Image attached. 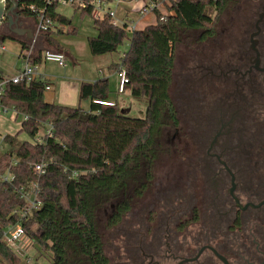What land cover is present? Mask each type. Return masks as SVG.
Wrapping results in <instances>:
<instances>
[{
    "label": "trees",
    "instance_id": "trees-1",
    "mask_svg": "<svg viewBox=\"0 0 264 264\" xmlns=\"http://www.w3.org/2000/svg\"><path fill=\"white\" fill-rule=\"evenodd\" d=\"M17 1L21 17L38 21L39 14L31 7L44 10L45 17L56 26L41 37L61 49L53 35L63 33L64 26L71 23L58 13L61 5L45 0ZM154 1L170 3V14L165 16L155 9L156 23L131 34L127 25H115L109 14L94 17L97 34L88 40L93 57L117 53L128 41V50L110 68L117 72L124 69L129 79L125 89L134 98L148 101L143 118L123 112L117 102L115 106L95 103L109 100L112 95L107 78L81 84L80 100L89 101V109L47 102V82L41 79L7 84L1 103L24 117L21 131L34 137L38 129L51 125L52 132L45 144L37 145L20 140L18 135H6L9 148L0 157V173L10 171L15 178L10 182L0 179V264H23L21 256L4 239L6 229L18 224L36 253H47L50 264H109L98 232V211L114 204L110 225L118 224L130 210L131 192L140 197L153 183L163 128L179 124L170 95L175 46L184 29L213 34L215 20L227 5V0ZM84 2L86 8L75 9L94 14L93 0ZM11 7L7 2V10ZM7 38L0 33V43ZM38 46L31 58L34 65L41 62L45 51ZM26 47L22 43V48ZM43 164L46 173L40 176L35 168ZM24 191L37 193L42 207L21 219L16 211L28 204Z\"/></svg>",
    "mask_w": 264,
    "mask_h": 264
},
{
    "label": "flooded vegetation",
    "instance_id": "flooded-vegetation-1",
    "mask_svg": "<svg viewBox=\"0 0 264 264\" xmlns=\"http://www.w3.org/2000/svg\"><path fill=\"white\" fill-rule=\"evenodd\" d=\"M260 10L240 41L203 32L189 52L170 94L179 124L160 137L173 159L168 181L130 196L120 220L127 225H113L122 243L115 264H264V4ZM20 22L5 18L0 28L16 35Z\"/></svg>",
    "mask_w": 264,
    "mask_h": 264
},
{
    "label": "rangeland",
    "instance_id": "rangeland-1",
    "mask_svg": "<svg viewBox=\"0 0 264 264\" xmlns=\"http://www.w3.org/2000/svg\"><path fill=\"white\" fill-rule=\"evenodd\" d=\"M131 2L133 3L131 7L134 10H138L139 2H137L136 0H133ZM162 4L160 5L158 10L165 16L169 15L170 3ZM263 4L264 0H227L226 8L215 20V24L212 27L213 34L211 35H214V39L217 41H224L227 43H232V41H240V34L243 33L245 30L244 24L247 22H254V20L256 21V19H258V12H261L260 9ZM124 8L125 6L121 4L118 6L117 2L114 1L112 3H109L108 6L103 7L102 10L99 11V16H102L104 12H106V10H113L116 13V21L119 22L124 12ZM57 11L62 16L68 18L71 23L69 25L64 26L63 33H54L53 38L58 42V44L63 50L67 51L70 54V56L67 59L68 69L66 70L59 68L54 63H48L45 65V69H47V72L53 74L55 77H57V80H59L58 85H56V93L53 94V91L46 92L45 98L47 101L51 102L54 96H59L61 94V92L63 91V86H66L64 84L74 82V80L78 77L87 75L91 71L90 65L92 61L90 60L94 57L90 52L88 40L89 38L96 36V29L94 26V14H83L80 10H76L75 7L65 6H59L57 8ZM151 14L153 15L148 18L146 22L156 23V14H154L153 12ZM131 17L134 18L135 21L140 20L139 14L136 12H132ZM203 32L204 30L187 29H184L181 32L180 38L175 46L176 67L174 72L173 83L170 89L171 95H173L175 84L180 79L179 77H181V73H183L185 69L186 59L187 56H189L190 54L189 52L191 50H195V43H198L197 39L200 35H202ZM0 33L6 34L9 37H15V35L5 32L3 27L0 28ZM4 44L6 45L8 52H11L13 54L5 53V58L3 60L5 66L2 65V63L0 64V66L3 70H10L11 68H14L15 63H17L16 55L21 50V44L11 38H7ZM46 47L47 49L56 51L55 48H50L49 46ZM128 48L129 43L128 41H125V43L120 47L117 53H113L109 56L118 61L121 55L125 51H127ZM14 54L16 55L14 56ZM18 64L19 66L22 65L21 62H18ZM71 97H73V94L70 95L68 101H71ZM57 100L58 99L56 97V103ZM138 102L136 101V104L134 105L137 108L141 109L142 112L132 113L130 112L129 108H126L125 113L132 117L143 118L145 116L148 101L139 100ZM89 103L90 102L87 100L81 101L80 96H77L75 104L71 107H77L80 105L82 108L88 109ZM15 115L16 114H14V112L11 110L6 114L0 113V139H2L6 135H18V138L20 140L30 142L31 137L28 135V133L26 131H21L24 117L18 116L17 118H15ZM163 145V142L160 143V148H158L157 158L153 170L154 180L152 185L154 183H159L161 180H164L163 182L168 181L166 180L168 179L170 171L168 167L171 164L167 163L169 161H173V159L168 156L170 155V152L166 151ZM5 150L7 151V148H5ZM171 177L173 178L175 176L172 175ZM146 192L147 190L144 193ZM132 193L133 192H131L130 195H133ZM113 207L114 204H108L104 208L99 210L97 214L98 232L101 236L103 245L105 247L106 255L110 260V264H115V262L118 263L120 260L119 248L120 246H122V243L119 242L117 239L118 228L121 229L124 224L127 225V220L124 224L120 222V224L122 225L117 229L110 225L109 218L112 214ZM32 246V241L28 237H25L23 238L20 244V248H15V251L21 256L23 264H50V258L47 253H45L44 255L38 254L36 253V249H33ZM39 256L42 257L38 260L37 258ZM112 260L115 261L113 262Z\"/></svg>",
    "mask_w": 264,
    "mask_h": 264
},
{
    "label": "built area",
    "instance_id": "built-area-1",
    "mask_svg": "<svg viewBox=\"0 0 264 264\" xmlns=\"http://www.w3.org/2000/svg\"><path fill=\"white\" fill-rule=\"evenodd\" d=\"M137 2H141V6L139 9V14L141 17L149 16L152 12L154 13L155 9H159L161 2L154 1V0H136ZM47 4H53L57 3L61 6H67V7H79V8H86L87 3L84 2V0H45ZM117 4L123 3L122 0H116ZM108 2H102L100 0H93L92 5L94 6V17L96 18H102L105 14H109L112 18V21L115 25L117 24L116 21V13L113 10H106L102 16H99V11L102 10L103 7L108 6ZM32 10L35 12H38L39 14V20L37 21V27L34 30V35L31 41L27 44V47L23 49L21 47V50L18 54V59L22 63V68L19 69L15 74L10 75H4L3 72L0 70V113H8L10 110L6 107H4L1 103V97L4 95L5 88L7 84L9 83H19L23 80H27L28 82H32L37 79H41L42 81L46 82V78L44 76H39V68L38 65H34L31 63V58L36 54V49L38 45V41L43 34H47L50 32V30H55V24L53 21L45 17L44 10H37L35 7H31ZM128 31H134L136 30L135 26H127ZM7 51V48L4 44L0 43V55L5 53ZM42 59L44 62L48 63H55L59 67H66L67 66V58L64 53L59 51H53V50H45L42 53ZM118 78H119V88L118 92L119 94L125 93L126 84L129 83V79L127 77L126 71L124 69H121L118 72ZM50 86L47 84L46 90H49ZM95 103L104 105V106H115V102L109 101V100H97ZM14 112L15 118L18 117V114L15 110H11ZM52 132V126L47 125L46 127H42L37 130L36 135L34 137H31L30 144L37 145V144H45L46 138H48L51 135ZM6 136H4L2 139H0V157L2 154L7 152L5 148L8 150V144L5 141ZM5 150V151H4ZM4 151V152H3ZM45 167L46 165H37L36 166V172L40 176L45 175ZM76 175V174H75ZM15 176L12 172L7 171L4 174L0 173V179L4 182H10L14 180ZM23 197L28 202L27 206L23 209H19L16 211V213L21 215V219H23L27 214L32 212L33 210H39L42 207V202L39 199V196L37 193L33 191H24L22 192ZM4 239L6 240L7 244L11 246L12 248H20V244L23 240V238L27 237L25 235V231L21 224H18L16 226H9L6 229V232L4 234Z\"/></svg>",
    "mask_w": 264,
    "mask_h": 264
},
{
    "label": "crops",
    "instance_id": "crops-1",
    "mask_svg": "<svg viewBox=\"0 0 264 264\" xmlns=\"http://www.w3.org/2000/svg\"><path fill=\"white\" fill-rule=\"evenodd\" d=\"M132 4H133L132 2H123V3H121V5L125 6V8L123 10L124 12L122 14V17H121L120 21L117 22V24L119 26L127 25V26H135L136 29H143V28H145L148 25L154 24V23H147L146 22V20L148 18H150L153 14H150L149 16H146V17H141L140 16L139 9H140V6L142 4L141 2H139V9L138 10H134L131 7ZM65 7H67V6H65ZM132 12H136V13L139 14V17H140L139 21H135L134 18L131 17V13ZM20 19L22 21L21 22L22 23V28L24 30H26L25 33L21 34V35L16 34L15 37H10V38L15 40L19 44H21L20 46L22 47V43L28 44L31 41V39L33 38L34 30L37 27V21L34 18L21 17ZM139 24H141V25H139ZM29 32H32V33L30 34ZM96 34H97V32H96ZM38 45H37L38 48H41L43 51L47 50L46 46H49L50 48H55L56 51L64 53L67 59L70 56V54L67 51L63 50L62 48L58 50L55 46L49 45L46 42V39L43 36L40 37V39L38 41ZM48 50H50V49H48ZM5 53H11V52H8V50H7ZM5 53L0 55V64L2 63V65H4V66H5V63H4L3 60L5 58V56H4ZM18 53H17V55L14 54V56L16 55V58H17V63H15V67L14 68H11L10 70H3L2 67L0 66V70L3 72L4 75L15 74L19 69L22 68V65L19 66V64H18V62L19 63L21 62L18 59ZM11 54H13V53H11ZM109 57L110 56L107 55V56L92 58L90 60V61H92L91 65H90V70L91 71L87 75H83L82 77H78L77 79L74 80V82H69L67 84H64L66 86H63V91L61 92V94L59 96L57 95V96L53 97L54 101L53 100H52V102L51 101H47V100L46 101L49 102V103H55V104H59V105L73 106L75 104V102H76V97L79 96L80 86H81V84L83 82H92L93 83V82H95V81H97L99 79L107 78L110 81V87H111V90H112V95H111L109 101L117 102L119 104V106L124 111H125L126 108H129L130 112H132V113L142 112L141 109L137 108L134 104H136V101L138 102L139 100L140 101H145V100L134 98L131 95V92L129 90H126L125 93H123V94H119V92H118V88H119L118 72L117 71H112L110 67L112 66V64L119 63L121 57L119 58L118 61H116L112 57H110V58ZM46 64H48V62L47 63L44 62L43 59L38 64L39 76H44L46 78L47 84L50 86V89L46 90V92L53 91V94H54V93H56V85H58L59 80H57V77H55L53 74L47 72V69H45V65ZM41 67H42V69H41ZM67 67L68 66H66L64 68H62V67H59V68L66 70V69H68ZM67 74H68V72H67ZM72 94H73V97H71L72 98L71 101H68L70 95H72ZM45 95H46V93H45ZM56 97L58 99L57 103L55 102ZM89 107H90V103H89L88 109H89Z\"/></svg>",
    "mask_w": 264,
    "mask_h": 264
},
{
    "label": "water",
    "instance_id": "water-1",
    "mask_svg": "<svg viewBox=\"0 0 264 264\" xmlns=\"http://www.w3.org/2000/svg\"><path fill=\"white\" fill-rule=\"evenodd\" d=\"M7 2H10L12 4V7L7 10ZM19 2L17 0H0V25L2 24L3 20L5 18H8L9 23L11 25L17 24L18 21L20 20L21 16L19 15ZM9 12L11 15H9ZM15 16V19L14 17ZM264 18V13L260 15V20L259 22ZM19 25L22 27V23L20 22ZM26 30L23 28L20 29V31H17L16 33L21 35L24 34ZM30 34L32 32H29ZM123 112H125L123 110Z\"/></svg>",
    "mask_w": 264,
    "mask_h": 264
}]
</instances>
